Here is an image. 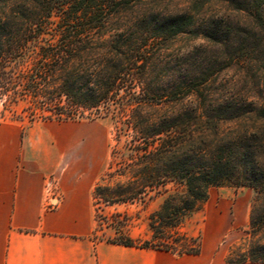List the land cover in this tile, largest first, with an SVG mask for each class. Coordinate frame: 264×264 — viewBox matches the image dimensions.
<instances>
[{
	"label": "trees",
	"instance_id": "obj_1",
	"mask_svg": "<svg viewBox=\"0 0 264 264\" xmlns=\"http://www.w3.org/2000/svg\"><path fill=\"white\" fill-rule=\"evenodd\" d=\"M160 1L0 0V98L41 101L57 121L112 109L127 145L112 150L102 181L113 183H98L93 197L127 203L177 186L150 217L153 239L166 229L175 237L156 249L199 254L178 232L185 218L211 188H252L248 248L226 263L264 264V0L147 5ZM181 37L204 44L178 53L175 68L162 63Z\"/></svg>",
	"mask_w": 264,
	"mask_h": 264
},
{
	"label": "crops",
	"instance_id": "obj_2",
	"mask_svg": "<svg viewBox=\"0 0 264 264\" xmlns=\"http://www.w3.org/2000/svg\"><path fill=\"white\" fill-rule=\"evenodd\" d=\"M48 134L0 122V264H227L216 246L178 255L96 241L94 173L65 172L64 195L49 206L48 181L65 150Z\"/></svg>",
	"mask_w": 264,
	"mask_h": 264
},
{
	"label": "rangeland",
	"instance_id": "obj_3",
	"mask_svg": "<svg viewBox=\"0 0 264 264\" xmlns=\"http://www.w3.org/2000/svg\"><path fill=\"white\" fill-rule=\"evenodd\" d=\"M184 4L186 2L179 0H162L157 4L147 5L157 10L173 11ZM219 10L220 4L217 3L207 7L209 14ZM203 44L202 40L190 37H181L177 41L169 42L162 52L161 62H167L169 66L175 68L178 62L174 61V57L178 53L196 51ZM11 99L7 96L0 98V122L12 121L24 127L43 129L49 133V138H52L51 134L56 135L59 147L65 150L60 158L58 174L51 176L47 185L48 194L54 202L55 198L63 197L62 179L65 172L71 171L72 168L74 171L77 167L80 169L78 175H84V172L95 174L92 192L98 183L104 185L113 183L109 179L102 181V177L112 161V150L120 156L127 145V139L122 137L120 142L117 141L112 109L109 113L103 111L98 117L85 114L82 118L57 121L46 119V116L50 115L49 109L41 101L36 105L21 97L17 103H13ZM113 161H115L113 168H118L121 164L120 159L115 158ZM178 190L177 186L169 184L160 192L148 194L143 199L115 204L93 197L96 222L93 238L106 242L130 239L137 246L145 247L142 249L159 250L151 246L161 247L168 241L172 242L175 237L166 229L162 233H157V239H153L150 217L159 210L170 194ZM208 194V200L202 208L190 213L178 228L179 233L189 238L185 242V247L201 252L203 245L216 246L215 253H223L226 256L233 250L246 251L250 239L249 221L251 207L256 198L255 190L249 187L224 185L211 188ZM177 249L181 250V247Z\"/></svg>",
	"mask_w": 264,
	"mask_h": 264
},
{
	"label": "built area",
	"instance_id": "obj_4",
	"mask_svg": "<svg viewBox=\"0 0 264 264\" xmlns=\"http://www.w3.org/2000/svg\"><path fill=\"white\" fill-rule=\"evenodd\" d=\"M56 205H57V201L54 202V200H53V201H52V204H51V207H56Z\"/></svg>",
	"mask_w": 264,
	"mask_h": 264
}]
</instances>
